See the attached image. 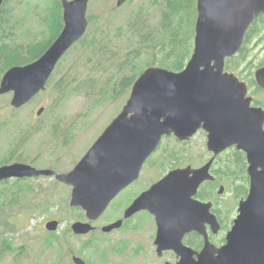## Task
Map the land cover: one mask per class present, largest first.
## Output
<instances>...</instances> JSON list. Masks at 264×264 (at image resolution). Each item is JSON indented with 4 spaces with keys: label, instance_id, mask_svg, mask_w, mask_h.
<instances>
[{
    "label": "water",
    "instance_id": "water-1",
    "mask_svg": "<svg viewBox=\"0 0 264 264\" xmlns=\"http://www.w3.org/2000/svg\"><path fill=\"white\" fill-rule=\"evenodd\" d=\"M6 0H0V9ZM128 0H117L122 6ZM64 27L47 50L36 60L10 67L0 81V94L12 93L10 104L21 108L47 88L59 61L79 41L89 27L90 0H61ZM264 13V0H197L194 51L181 71L148 66L134 81L121 111L99 135L74 168L59 172L52 167H37L14 161L0 165V182L11 178L55 177L72 186L70 205L82 207L89 220H96L115 196L135 181L149 156L166 135L189 140L200 129L207 132V148L214 156L198 169L178 168L169 172L138 196L127 209L129 216L140 208L159 205L187 206L199 185L213 179L210 167L215 157L235 146L246 153L250 189L239 204V214L227 234V242L216 247L209 242L201 253L183 245V228L171 244V222L162 214L158 234L161 248H175L180 264H264V107L255 105L249 83L226 69L227 58L236 54L255 17ZM264 89V65L255 71ZM45 110L41 106L37 114ZM208 210L209 205H205ZM182 214V213H181ZM121 221L104 226L119 227ZM58 219L46 228L55 231ZM75 233L93 229L90 221H75ZM195 229L201 230L198 225ZM197 254V258L194 257ZM75 264H88L73 255Z\"/></svg>",
    "mask_w": 264,
    "mask_h": 264
},
{
    "label": "trees",
    "instance_id": "trees-1",
    "mask_svg": "<svg viewBox=\"0 0 264 264\" xmlns=\"http://www.w3.org/2000/svg\"><path fill=\"white\" fill-rule=\"evenodd\" d=\"M10 2L6 0L0 9V81L10 67L39 58L64 27L61 0L17 1L32 12L35 24H40L38 33L34 34V22L26 25L16 15V6L11 7ZM40 7L43 12L39 10ZM120 8L114 6L105 14H88L87 32L59 61L48 83L54 99L42 115L51 116L54 120L45 125L47 129L41 122L16 125L14 116L22 107L13 108L10 103H7V108L12 116L1 119L0 106V129L3 126L8 129L15 127L12 145L0 158V165L10 161H28L19 149L40 133H45L54 142L62 140L66 145L73 134L71 123L62 121L65 118L63 115H55L54 108L70 98L83 96L89 101L90 109L106 103H122L129 97L134 81L148 66L157 65L173 71L185 68L194 51L197 0H147L137 4L124 23L117 24L116 12ZM261 44H264V13L256 16L249 26L240 50L227 58L226 69L235 71L241 79L246 80L250 93L255 96V104L264 106V98L259 96L264 90L254 76L255 70L264 65V57L259 58L256 53ZM165 149L175 160L173 164L180 162L173 148L167 146ZM247 166L245 152L235 146L229 147L218 156L213 166L215 181L208 183L212 182V190L223 183L240 199L249 190ZM28 179L30 177L1 181L0 196L7 200L8 185L13 184V205L29 211L32 206L26 204V200L22 202L25 194L34 190L31 186H24ZM210 196L209 193L206 195ZM6 210V202L0 199V215L5 214Z\"/></svg>",
    "mask_w": 264,
    "mask_h": 264
},
{
    "label": "rangeland",
    "instance_id": "rangeland-1",
    "mask_svg": "<svg viewBox=\"0 0 264 264\" xmlns=\"http://www.w3.org/2000/svg\"><path fill=\"white\" fill-rule=\"evenodd\" d=\"M18 0H11V7L16 6V15L22 18L26 25L34 22L32 12L23 5L17 3ZM147 0H130L121 6L116 15L117 24L124 23L126 16L135 6ZM117 0H90L88 14L107 13L116 6ZM43 12L42 7L39 8ZM116 24V25H117ZM34 33H38L35 22L32 24ZM256 53L259 58L264 57V44L258 46ZM264 98V93L259 94ZM12 93L0 94V106L2 117L11 115L7 108L10 103ZM54 93L50 86L39 93L28 104L24 105L14 116L16 125L36 124L41 122L44 129L54 120L51 116L37 114L41 106L52 105ZM127 100V99H126ZM126 100L122 103H106L102 107L90 109L89 101L83 96H74L58 108H54L55 115H63L64 122L71 123L72 138L63 145L62 140L52 141L45 133L33 136L22 148L25 162H29L37 167H52L61 172H67L74 168L77 162L83 157L99 135L117 116L123 108ZM11 106V104H10ZM12 107V106H11ZM15 127L0 129V158L9 150L13 142ZM44 132V130H43ZM178 141V140H177ZM173 148L179 155L181 163L201 164L203 156H209L207 148V136L204 130L195 134L193 139L184 143L175 141L174 138L165 139L161 142L158 152L154 153L153 161H149L145 166V173L153 171H163L173 164V159H169L166 147ZM33 159H36L35 161ZM13 162V161H10ZM179 164V161H176ZM175 166V165H174ZM9 195L7 200L0 196L1 201L6 202V213L0 215V264H75L72 254L77 253L90 264H117L121 260H126L130 264H153L150 254L142 256V251L148 249V232L139 233L130 240V248L124 249L122 239L126 234L118 232L113 235H105L98 230L89 235H77L72 230V224L77 221H86L85 211L81 207L70 205L72 187L58 182L53 177H33L28 179L24 186H31L34 190L28 191L22 202L30 204V210L20 209L19 205H13L14 186L9 184ZM2 193L0 187V194ZM29 199V200H27ZM125 197L113 205L117 210L125 201ZM32 201V202H31ZM31 202V203H30ZM114 212V211H113ZM113 217L112 212L100 219L96 224L102 225ZM58 219L60 224L57 230L50 231L46 228V223L50 219ZM106 219V221H104ZM8 223V224H7ZM140 247L139 246H142ZM125 252L127 254H120ZM150 253V251H147ZM154 264H161L159 261Z\"/></svg>",
    "mask_w": 264,
    "mask_h": 264
},
{
    "label": "flooded vegetation",
    "instance_id": "flooded-vegetation-1",
    "mask_svg": "<svg viewBox=\"0 0 264 264\" xmlns=\"http://www.w3.org/2000/svg\"><path fill=\"white\" fill-rule=\"evenodd\" d=\"M255 97V96H254ZM255 104V102H253ZM258 105V104H255ZM263 106V105H262ZM264 107V106H263ZM200 129L199 131H202ZM198 131V132H199ZM205 131V130H204ZM206 132V131H205ZM195 136V135H194ZM193 136V137H194ZM207 136V132H206ZM171 137L179 141V139L175 136H166ZM189 140H183L180 142H189ZM167 138H163L162 141H165ZM161 145H159L160 147ZM159 148H157L147 159L145 164L143 165L139 177L122 189L115 198L111 201L108 205L107 209L103 212V214L97 218L96 220H89L86 216V221H90L93 225V229L86 233V234H78L77 235H91L92 233L101 230L105 235H113L118 232L128 233L126 234V238L122 239V246L124 249L130 248V240L136 238L135 236L139 233L148 232V239H147V246L148 249L146 252L142 251V256L150 257L153 260V264L156 262H160L161 264H180L182 260V256L175 248H161L163 247V243H159L158 241V234L161 228L160 220H163L161 215L164 214L169 221L172 220H181L183 223L181 225L174 224L171 222V230L168 236L169 241L167 244H171L180 237L183 228L187 225L188 228L191 230L183 232L181 236V241L184 246L193 250L196 253H201L206 246V234L208 236L209 242L216 246L221 247L227 242V234L232 229L235 219L238 217L239 214V204L240 201L247 197H241L237 199L236 194L232 190H228L225 184L220 183L216 185V188L212 190V186L208 181H215L216 177L213 173V166L215 162L218 160V156L222 153H219L211 167L210 173L214 176L213 179L203 181L198 189L196 194L193 196V204L187 206H171V205H159L156 202H153V193H152V203L150 208H140L133 212L131 215L127 216L126 212L127 209L132 205L134 200L140 196L143 192L147 191L155 183H157L160 179L165 177L169 172L174 169L178 168H188L191 167L192 169H198L204 166L211 158L214 156V153L209 151V156L204 158L203 156L201 160V164H195L191 162L174 164L170 167H167L165 170L157 172L153 171V166L151 167L150 173H145V166L149 161H153L154 153L158 152ZM225 151V150H224ZM168 158L170 154L166 151ZM246 154V153H245ZM247 158V156H246ZM173 161H175L173 159ZM248 163V161H247ZM248 172V166H247ZM250 179V177H249ZM249 189H250V180H249ZM210 194V197H206L207 194ZM126 198L123 204L120 207H117V210L113 209V205L117 201L122 198ZM205 205H209L208 210H206ZM114 211V212H113ZM112 212L113 217L105 222L104 224L97 225L96 223L102 219L106 213ZM182 213V214H181ZM86 215V213H85ZM121 221V225L119 227H114L109 231L104 230V226L112 224L117 221ZM81 221V220H80ZM106 221V219L104 220ZM198 225L201 227V230L195 229V226ZM73 230V229H72ZM143 247L142 246H139ZM147 251H150L147 252ZM78 255L77 253H73V255ZM120 254H127L125 252H120ZM80 256V255H79ZM194 257L197 258V254H194ZM84 259V258H83ZM85 260V259H84ZM88 264L89 261L85 260ZM117 264H130L126 260H121ZM145 264V263H142Z\"/></svg>",
    "mask_w": 264,
    "mask_h": 264
},
{
    "label": "bare ground",
    "instance_id": "bare-ground-1",
    "mask_svg": "<svg viewBox=\"0 0 264 264\" xmlns=\"http://www.w3.org/2000/svg\"><path fill=\"white\" fill-rule=\"evenodd\" d=\"M97 18V17H96ZM28 36V35H27ZM101 41V40H100Z\"/></svg>",
    "mask_w": 264,
    "mask_h": 264
}]
</instances>
